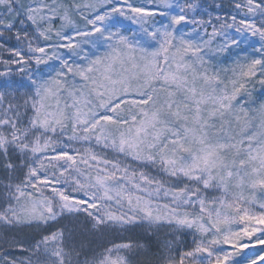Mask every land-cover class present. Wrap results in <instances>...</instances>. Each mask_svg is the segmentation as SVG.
<instances>
[{
	"label": "snow or ice",
	"instance_id": "1",
	"mask_svg": "<svg viewBox=\"0 0 264 264\" xmlns=\"http://www.w3.org/2000/svg\"><path fill=\"white\" fill-rule=\"evenodd\" d=\"M0 264H264V0H0Z\"/></svg>",
	"mask_w": 264,
	"mask_h": 264
},
{
	"label": "rangeland",
	"instance_id": "2",
	"mask_svg": "<svg viewBox=\"0 0 264 264\" xmlns=\"http://www.w3.org/2000/svg\"><path fill=\"white\" fill-rule=\"evenodd\" d=\"M127 235H129V234H125V236H127Z\"/></svg>",
	"mask_w": 264,
	"mask_h": 264
}]
</instances>
